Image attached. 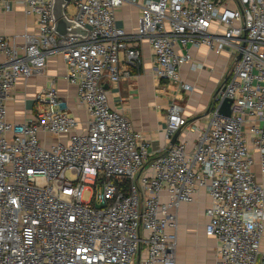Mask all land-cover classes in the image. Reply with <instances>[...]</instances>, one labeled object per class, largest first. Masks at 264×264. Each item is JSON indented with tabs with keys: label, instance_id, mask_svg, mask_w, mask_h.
<instances>
[{
	"label": "built area",
	"instance_id": "1",
	"mask_svg": "<svg viewBox=\"0 0 264 264\" xmlns=\"http://www.w3.org/2000/svg\"><path fill=\"white\" fill-rule=\"evenodd\" d=\"M125 2L141 10L133 35L116 25ZM53 4L24 0L36 31L23 44L0 34V264H176L177 212L201 189L211 198L215 264H264V183L253 171L258 155L264 176V0H69L66 15L86 37L57 34ZM143 41L157 79L179 91L193 89L180 77L189 45L218 55L232 48L206 124L189 129L181 107L169 109L168 139L196 131L191 148L188 136L152 151L109 103L106 82L118 85L130 67L141 68ZM53 54L65 60L85 126L54 82L37 94L35 116L8 121L18 81L43 72ZM226 98L230 116L219 112Z\"/></svg>",
	"mask_w": 264,
	"mask_h": 264
},
{
	"label": "crops",
	"instance_id": "2",
	"mask_svg": "<svg viewBox=\"0 0 264 264\" xmlns=\"http://www.w3.org/2000/svg\"><path fill=\"white\" fill-rule=\"evenodd\" d=\"M8 4L9 10L0 9V34L16 36L17 43L23 44L24 35L36 31V16L25 13L24 0H9ZM116 25L129 35L135 34L141 25L140 7L125 2L116 13ZM142 50L141 68L138 70L130 67L131 78L118 85L106 82V88L109 90L108 97L112 108L123 111L130 119L133 129L142 133L150 142L151 150L159 152L171 144V139L166 135V125L169 109L173 104L181 107L182 114L188 120L189 129L194 130L207 123L206 115L212 98L221 86L234 56L231 47L218 55L207 46L189 45L192 59L182 65L180 77L182 82L190 84L193 89L179 91L178 84L159 81L155 76L153 53L147 41L142 42ZM123 57L121 54V60ZM66 74L63 56L53 54L43 72L31 76L27 81L19 80L6 100L8 121L23 122L25 118L35 116L38 110L37 94L54 82L67 102L69 112L85 126V107L79 104L76 88L69 83ZM192 130L188 134L191 138L189 148L197 135ZM188 136L182 132L178 138ZM55 140L57 137L52 138V141ZM253 171L256 181L264 183L258 155ZM163 202H168V198L163 197ZM210 202V196L205 189H201L195 195V201L180 205L177 212L176 264H215L216 241L206 234ZM170 212H174V209ZM167 231L173 230L168 228Z\"/></svg>",
	"mask_w": 264,
	"mask_h": 264
},
{
	"label": "water",
	"instance_id": "3",
	"mask_svg": "<svg viewBox=\"0 0 264 264\" xmlns=\"http://www.w3.org/2000/svg\"><path fill=\"white\" fill-rule=\"evenodd\" d=\"M69 0H54L53 4V19H54V30L57 34L63 37L70 36H80L86 37L88 35V30L83 26L77 24L74 20L69 19L66 15V7L68 5ZM232 101L230 99H224L220 106L219 112L225 116L231 115V106ZM181 133L178 130L171 139V144L174 145ZM97 207H103V204H96Z\"/></svg>",
	"mask_w": 264,
	"mask_h": 264
},
{
	"label": "rangeland",
	"instance_id": "4",
	"mask_svg": "<svg viewBox=\"0 0 264 264\" xmlns=\"http://www.w3.org/2000/svg\"><path fill=\"white\" fill-rule=\"evenodd\" d=\"M67 13H68L71 17L73 16V14H74V7H73L72 5H70L69 8L67 9ZM66 176H67L69 179H74V178H75V176H74L72 173H70V172H68V173L66 174ZM88 196H89V192H88V191H85V192H84V195H83L84 200H86V199L88 198Z\"/></svg>",
	"mask_w": 264,
	"mask_h": 264
}]
</instances>
